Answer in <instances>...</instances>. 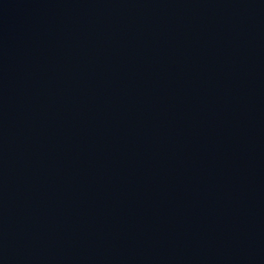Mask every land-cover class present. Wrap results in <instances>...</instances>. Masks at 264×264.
I'll use <instances>...</instances> for the list:
<instances>
[{
  "label": "water",
  "instance_id": "1",
  "mask_svg": "<svg viewBox=\"0 0 264 264\" xmlns=\"http://www.w3.org/2000/svg\"><path fill=\"white\" fill-rule=\"evenodd\" d=\"M0 264H264V0H0Z\"/></svg>",
  "mask_w": 264,
  "mask_h": 264
}]
</instances>
